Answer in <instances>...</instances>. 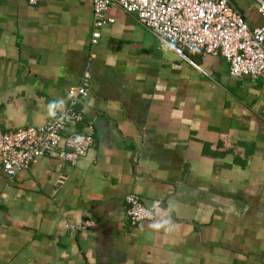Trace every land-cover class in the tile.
I'll return each mask as SVG.
<instances>
[{
  "label": "crops",
  "instance_id": "0c3cea01",
  "mask_svg": "<svg viewBox=\"0 0 264 264\" xmlns=\"http://www.w3.org/2000/svg\"><path fill=\"white\" fill-rule=\"evenodd\" d=\"M231 3L263 25L256 0ZM107 17L93 45L92 0H0L2 128L58 117L87 81L78 128L95 137L76 165L0 163V264H264V79L162 52L117 5ZM130 194L153 220L129 223Z\"/></svg>",
  "mask_w": 264,
  "mask_h": 264
},
{
  "label": "built area",
  "instance_id": "2783aa9c",
  "mask_svg": "<svg viewBox=\"0 0 264 264\" xmlns=\"http://www.w3.org/2000/svg\"><path fill=\"white\" fill-rule=\"evenodd\" d=\"M39 0H28L32 6ZM93 30L91 42L98 44L101 30L115 23L107 17L113 5L119 6L138 21L160 42L162 52L171 51L189 61V53L201 50L221 55L230 64L236 78L264 79V23L251 28L231 0H92ZM264 20V0H256ZM89 74L86 78L89 79ZM88 82L68 90L69 106L58 117L39 126L6 131L0 125V163L4 173L16 177L40 159L49 156L76 165L94 144L91 126L80 131L84 112L77 108L80 96L88 94ZM127 217L132 226L153 220L155 213L135 194L126 197ZM95 228L93 223L83 227Z\"/></svg>",
  "mask_w": 264,
  "mask_h": 264
}]
</instances>
